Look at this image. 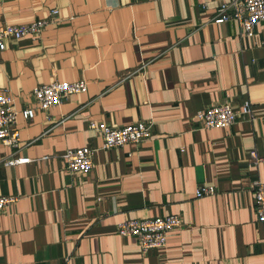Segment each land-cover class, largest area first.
<instances>
[{"label":"crops","instance_id":"obj_1","mask_svg":"<svg viewBox=\"0 0 264 264\" xmlns=\"http://www.w3.org/2000/svg\"><path fill=\"white\" fill-rule=\"evenodd\" d=\"M227 0H0V25L59 14L37 38L0 50V94L21 111L33 90L84 81V93L18 115L21 143L0 141V264H264V226L253 208L249 151L263 160L264 21L244 36L213 22ZM252 103V119L200 128L193 114ZM91 121L150 122L152 137L106 149ZM90 146L94 167L72 174L64 153ZM31 162L8 166L9 157ZM215 193L196 198L195 189ZM179 215L163 248L143 252L117 233L129 219Z\"/></svg>","mask_w":264,"mask_h":264},{"label":"built area","instance_id":"obj_2","mask_svg":"<svg viewBox=\"0 0 264 264\" xmlns=\"http://www.w3.org/2000/svg\"><path fill=\"white\" fill-rule=\"evenodd\" d=\"M58 9H52L47 18H37L25 23H7L0 25V50H5L10 38L20 39L25 36L39 37L48 23L55 20ZM236 21L244 36L254 35L255 26L264 21V0H227L216 9L213 22L221 23ZM88 89L84 81H58L41 84L33 90L35 102L33 106L18 111L14 107L13 96L7 92L0 94V141L8 146L17 148L21 143L20 130L16 127L19 114L26 120H32L39 110H47L60 104L67 96L84 93ZM252 103L246 99L240 110L233 109L229 103L223 102L198 110L193 114V120L200 128H226L238 120L252 119ZM90 128L100 132L103 147L106 149L138 144L152 137L150 122L130 123L123 126H112L103 122L91 121ZM95 149L84 146L68 149L64 156L68 162V170L72 174H89L93 167ZM263 158L255 150H250L246 167L254 175L250 180V191L253 198V208L256 216L264 226V182L257 176L258 168ZM30 157L12 156L5 160L8 166L31 162ZM215 193L212 185H200L195 189L194 196L200 198ZM18 200L17 196L1 195L0 212ZM183 220L179 215H164L143 219H129L118 224L117 233L123 237L135 238L143 252L150 249L163 248L167 245L169 233L180 228Z\"/></svg>","mask_w":264,"mask_h":264}]
</instances>
